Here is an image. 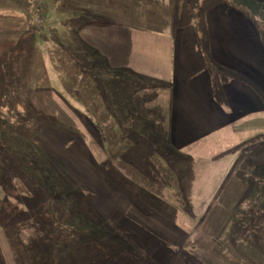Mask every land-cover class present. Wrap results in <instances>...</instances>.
<instances>
[{
	"label": "crops",
	"instance_id": "obj_1",
	"mask_svg": "<svg viewBox=\"0 0 264 264\" xmlns=\"http://www.w3.org/2000/svg\"><path fill=\"white\" fill-rule=\"evenodd\" d=\"M106 2L0 0V62L9 71L4 73V81L33 95L27 107L36 113V109L47 110L41 114L52 117L50 107L64 105L80 123L66 131L41 119V129L33 138L51 165L49 172L58 176L57 183L63 174L70 185L86 191V202L100 222L99 231L115 236V256L96 264H177L179 251L187 250L192 234L166 214L152 210L160 204L157 199L168 206V199L151 192V188H162L163 182L168 187V174L172 173L168 171V152L181 154L179 166L185 174L203 164L198 160L201 157L214 168L226 162L224 181L230 179L228 239L232 237L236 246L241 230L254 231L258 226L260 241L250 232L248 238L254 242L246 241L248 253L245 250L244 254H261L264 261V45L261 48L252 41L245 45V53L259 65L254 67L251 60L245 75L237 77L233 65L237 63V43L222 33L215 17L207 37L198 40L195 26L189 23L176 27L173 22H154L152 29L135 28L130 22V26L119 25V5L110 7ZM41 19L44 25L40 29L37 21ZM248 29H254L253 25ZM58 39L67 50H54ZM222 64L227 65L229 76L223 91L217 76ZM7 105L0 104V114ZM91 107L99 113H88ZM83 125L91 130V126L100 127L94 129L99 143L82 132ZM227 129L236 142L231 147L254 136L261 138L215 159L229 149L220 146V132ZM192 142L208 143L209 151L198 156L201 145L194 156L192 149L185 152L186 144ZM160 159L165 166L164 181L156 176ZM193 159L197 161L191 163ZM204 201L200 198L203 205ZM21 214L10 220L20 223L0 227V239L5 238L9 254H25L20 238L28 237V228L23 224L57 221L50 217L55 215L51 204ZM86 220L91 226L95 223L91 216ZM241 247L236 246L234 253L242 255ZM253 247L261 250L253 252ZM210 252L214 261L222 254ZM229 255L233 260L232 252ZM205 261L200 257L196 264Z\"/></svg>",
	"mask_w": 264,
	"mask_h": 264
},
{
	"label": "rangeland",
	"instance_id": "obj_2",
	"mask_svg": "<svg viewBox=\"0 0 264 264\" xmlns=\"http://www.w3.org/2000/svg\"><path fill=\"white\" fill-rule=\"evenodd\" d=\"M106 1L107 6L110 7L119 5V25L130 26L129 24L132 23L136 24L135 28L141 26L152 29L154 22H157L158 25L173 22L176 27L189 23L195 26L198 40L207 37V29L211 27L212 18L215 17V20L218 19L220 22L222 33L225 32L226 37L231 35V42L237 43V54L234 58L237 63H233L237 66V71L234 74L237 77H243L251 60H253L254 67L259 65L255 59L248 57L244 47L245 45L250 46L252 43L261 48L264 45V0ZM30 7L33 9L32 3ZM92 9L97 12L95 6ZM33 14L36 15V12ZM251 24L254 29L249 30ZM43 25L42 19L37 21L38 28L41 29ZM56 49L67 50V46H64L58 39V46H54V50ZM3 64L5 63L0 62V86L2 89L10 87V95L7 98L0 97V104L8 102L6 110L3 111V115L1 114L8 120V123L2 128L0 139V227L6 224L14 226L20 223L10 220H17L21 217L22 211L37 210L44 203L47 207L51 204L55 215H50V217H55L57 221L23 224L28 228V237L20 238L25 245L24 255L9 254L5 248V238L1 237L0 264H96L105 258L115 256L114 254L118 250L115 244L116 238L113 233L109 232L110 235L105 236V232L99 231L98 227L100 226L97 225L100 222L86 202V191L79 186L70 185L66 175L63 174H61L58 184V176L49 172L51 165L39 153L40 150L33 138L34 133L41 129L39 123H41L42 118L37 114L44 111L47 114L48 111L36 109L38 112L36 113L32 108L27 107V103L34 96L28 95L16 85L4 81V73L9 71L5 70ZM223 66L224 68H220V72H217L220 79L219 88L221 81L222 91L229 78L226 70L227 65ZM64 97L67 100L70 99L67 93H64ZM63 106L50 107L51 111L49 112L53 114L51 116L59 123L53 125L66 131L70 129L69 126L80 127L79 121L77 122L74 118L75 116L67 107ZM88 113L95 115L99 113V110L93 111V107H91ZM84 116H86L85 113ZM81 121L83 124L85 123L84 119ZM91 127L93 130L89 126L83 125L81 130L84 134L91 135V139L99 143V133L94 132V129L97 130L100 127ZM196 127L194 126V128ZM220 136H222L221 148H230L236 143L232 139L234 138L233 134L230 135V129L221 131ZM207 144L196 142L190 143L188 147L186 144L184 150L186 152L192 149L194 156V151H199L203 145L198 156H202V154L204 156V153L209 151L206 149ZM160 145L158 143L157 146ZM179 145L182 146L181 143ZM213 150L217 151L218 149ZM180 155L172 156L168 152V171H172L171 174H168V187L163 182L162 188L158 187L157 190L151 188L152 194L156 197L168 199V206L161 204L162 201L157 199L160 204L156 208L152 207V210L161 215L166 214L168 219L173 220V223L182 225L192 234L187 250L179 251L177 264L185 263V261H188V264H196L200 257L206 260L203 264H208L207 260H212L211 264H256L258 258H260L259 263L262 264L260 262L262 261L264 264L263 255L244 254V251L248 250L246 241L254 242L252 238H248L250 232H252V236L253 234L256 236V240L260 241L258 226L255 227L254 231L243 229L238 234L236 246H242L239 248L242 255L234 253L235 240L232 237L228 239L231 223L229 221L227 196L230 179L228 182L224 181L228 175L227 173L224 174L226 162H222V166L219 165L214 168V166H208L209 164L202 161L201 157L198 160L203 164L198 169L194 168L185 174L179 166ZM181 160L183 162V157ZM194 161L197 159H193L191 163ZM159 163L161 168L156 176L164 181L166 175L164 162L160 159ZM221 170L223 173H220ZM140 178L142 180V176ZM202 197L205 200V205L200 202ZM22 199H38L40 202L33 203L30 200L24 202ZM36 204L38 205L36 206ZM90 216L95 221L93 226L86 220ZM251 228L252 225H250ZM243 238L244 240L241 242L240 239ZM106 242L112 245L109 246ZM249 246L251 247L253 244ZM211 249L216 253L222 252L215 261L212 259ZM250 250L253 252L255 250L260 251L261 248L253 247ZM229 252H232L233 260H230ZM228 261L229 263H226Z\"/></svg>",
	"mask_w": 264,
	"mask_h": 264
},
{
	"label": "trees",
	"instance_id": "obj_3",
	"mask_svg": "<svg viewBox=\"0 0 264 264\" xmlns=\"http://www.w3.org/2000/svg\"><path fill=\"white\" fill-rule=\"evenodd\" d=\"M97 23L99 24V22H97ZM9 90H10V87H8V88L5 87L4 89H2V97L3 98H7V96H9ZM38 116L40 118H42L43 120L49 122V123L59 124V123H57L56 120H54L52 117H49L47 115H43V114L38 113ZM6 122H7L6 119L4 117H2L1 114H0V139H1V131H2V128L6 125ZM260 138H261L260 135L254 136L253 138H250V139H248V140H246V141H244V142H242L240 144H237V145H235V146H233V147H231V148H229V149L221 152L220 154H218L214 158L215 159H219V158H223L225 156H228L230 154H234V153L242 150L247 145L256 143ZM54 244L56 245L57 243H54Z\"/></svg>",
	"mask_w": 264,
	"mask_h": 264
}]
</instances>
